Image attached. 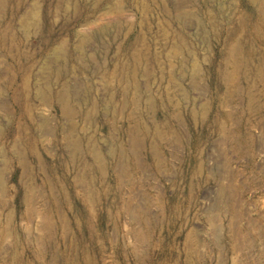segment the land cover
<instances>
[{
  "label": "rangeland",
  "instance_id": "1",
  "mask_svg": "<svg viewBox=\"0 0 264 264\" xmlns=\"http://www.w3.org/2000/svg\"><path fill=\"white\" fill-rule=\"evenodd\" d=\"M0 264H264V0H0Z\"/></svg>",
  "mask_w": 264,
  "mask_h": 264
}]
</instances>
